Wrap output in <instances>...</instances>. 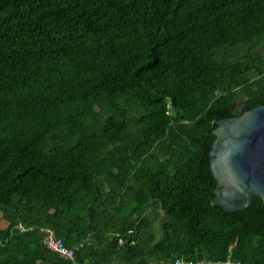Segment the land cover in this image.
Segmentation results:
<instances>
[{
	"label": "trees",
	"instance_id": "1",
	"mask_svg": "<svg viewBox=\"0 0 264 264\" xmlns=\"http://www.w3.org/2000/svg\"><path fill=\"white\" fill-rule=\"evenodd\" d=\"M262 104L264 0H0V264H72L45 228L80 264H264L210 156Z\"/></svg>",
	"mask_w": 264,
	"mask_h": 264
},
{
	"label": "water",
	"instance_id": "2",
	"mask_svg": "<svg viewBox=\"0 0 264 264\" xmlns=\"http://www.w3.org/2000/svg\"><path fill=\"white\" fill-rule=\"evenodd\" d=\"M217 123L210 152L217 180L213 204L238 211L256 196L264 202V104Z\"/></svg>",
	"mask_w": 264,
	"mask_h": 264
},
{
	"label": "built area",
	"instance_id": "3",
	"mask_svg": "<svg viewBox=\"0 0 264 264\" xmlns=\"http://www.w3.org/2000/svg\"><path fill=\"white\" fill-rule=\"evenodd\" d=\"M18 227H19V229L22 232L33 229V227H27V226H24L21 223L18 225ZM43 230H44V233H45V237H44L43 243L49 249H51L54 252L58 253L63 258L71 260L72 264H80L76 260L77 257H76V250L75 249L69 248L65 244L64 240L61 237L57 236V234L55 233L54 230L49 229V228H45ZM192 263L193 262L186 263V262H184L181 259H177L174 264H192ZM217 264H240V262L237 261V260H233L231 258H228L226 261L219 262Z\"/></svg>",
	"mask_w": 264,
	"mask_h": 264
}]
</instances>
